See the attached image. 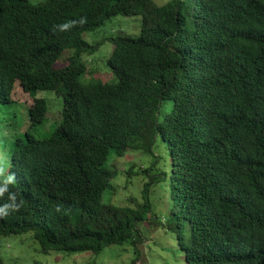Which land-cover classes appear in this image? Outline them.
<instances>
[{"label":"trees","instance_id":"16d2710c","mask_svg":"<svg viewBox=\"0 0 264 264\" xmlns=\"http://www.w3.org/2000/svg\"><path fill=\"white\" fill-rule=\"evenodd\" d=\"M115 14L140 15V34L110 38L114 80L81 81L83 32ZM16 82L33 97L23 131L1 112ZM36 90L62 98L43 138ZM0 114V234L97 254L136 251L152 224L186 264H264V0H0ZM127 151L147 157L142 200L106 203Z\"/></svg>","mask_w":264,"mask_h":264},{"label":"rangeland","instance_id":"374dc122","mask_svg":"<svg viewBox=\"0 0 264 264\" xmlns=\"http://www.w3.org/2000/svg\"><path fill=\"white\" fill-rule=\"evenodd\" d=\"M154 1L162 4L168 0ZM140 31V15L115 14L100 27L83 32V38L91 44H97V48L92 53L83 55L89 71L87 74L82 75L80 80L86 81L91 77H99L106 82L114 80L107 63L113 49L110 38L117 35L137 37ZM71 53L72 48L65 49L60 60L63 56H68ZM64 64L65 62H60L56 66L59 67ZM33 94L35 97L44 98L48 104L47 123L36 125L31 129L34 136L43 138L50 134L57 122L51 123L59 119L62 98L56 95L53 90H36ZM12 97L17 103H12L7 107L2 105L1 112L5 109L12 112V115H15L16 123H21L20 126L23 131L30 123L27 107L32 104L33 97L25 92L18 82L15 83ZM25 116L28 119L25 120ZM108 161L117 171V176L111 180L109 187L104 190L103 201L126 205L134 203L131 201V197H133L140 202L142 200L141 190L146 178L141 173L137 174L136 172L145 167L143 164L147 161V157L138 151H127L120 157L111 155ZM156 189L155 210H162L165 201L162 198L163 192L159 186ZM153 196L155 194L151 193V198ZM142 228L145 240L138 244L136 251L129 245L125 247L111 244L97 254L91 251L52 250L43 252L32 233L25 232L22 234H0V254L7 264H186L179 251L170 248L169 238L162 227L143 224ZM172 242L173 240H171Z\"/></svg>","mask_w":264,"mask_h":264},{"label":"clouds","instance_id":"9594fccd","mask_svg":"<svg viewBox=\"0 0 264 264\" xmlns=\"http://www.w3.org/2000/svg\"><path fill=\"white\" fill-rule=\"evenodd\" d=\"M28 93V92H27ZM29 94V93H28Z\"/></svg>","mask_w":264,"mask_h":264}]
</instances>
